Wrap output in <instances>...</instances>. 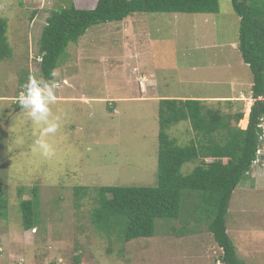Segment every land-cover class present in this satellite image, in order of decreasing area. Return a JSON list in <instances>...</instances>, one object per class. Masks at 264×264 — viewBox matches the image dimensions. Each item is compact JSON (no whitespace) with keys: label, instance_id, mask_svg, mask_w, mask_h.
Instances as JSON below:
<instances>
[{"label":"rangeland","instance_id":"rangeland-1","mask_svg":"<svg viewBox=\"0 0 264 264\" xmlns=\"http://www.w3.org/2000/svg\"><path fill=\"white\" fill-rule=\"evenodd\" d=\"M72 2L0 0L11 48L0 62V185L8 203L0 219V264H76L78 257L80 264H223L207 225L189 217L197 195L189 196L179 220L159 222L154 237L131 242L101 234L91 213L96 188L157 186L159 105L147 98L149 82L158 84L153 95L161 90L206 98L234 96L239 82L251 79L231 0H219L214 15L137 13L91 27L70 44L54 77L59 88L51 109L59 128L46 140L55 154L45 157L33 148L42 125L22 111L18 96L27 72L41 78L35 57L47 18ZM244 105L248 123L239 126L245 130L254 102ZM174 128L169 135L186 146L189 125ZM199 164L185 165L183 174ZM35 187L40 219L25 231L19 195L29 200ZM77 188L88 189L82 199ZM226 221L239 259L264 264V160L233 192ZM184 228L186 235L177 236Z\"/></svg>","mask_w":264,"mask_h":264},{"label":"trees","instance_id":"trees-1","mask_svg":"<svg viewBox=\"0 0 264 264\" xmlns=\"http://www.w3.org/2000/svg\"><path fill=\"white\" fill-rule=\"evenodd\" d=\"M231 2L240 18L238 48L253 76L252 96L264 99V0ZM137 13L214 15L220 13V4L219 0H98L94 8L85 9L73 1L69 6L52 11L47 18L38 57H35L42 61H38L39 68L34 72H39L46 81L53 80L52 72L58 69L70 44L77 43L91 27L123 22ZM7 30V21L0 18V62L11 55ZM25 75L26 84L32 76L29 72ZM212 105L199 100L160 101L157 186L96 188L91 224L97 231L122 242L152 238L159 222L179 220L189 196L197 195L200 202L193 205L194 212L189 217L207 225L223 252V264H245L228 234L226 219L233 192L250 179L257 160L261 134L258 121L264 114V100H258L252 107L245 130L239 126L244 120L241 102L219 101ZM182 122L189 125L192 133L186 146L169 135L170 130ZM197 162L200 164L191 173L183 174L185 165ZM87 190L77 188L76 195L82 199ZM31 195L29 200H22V193L19 195L25 231L36 229L40 219L37 187ZM7 209L0 185V219ZM186 230L175 232L183 236ZM80 260L76 258V264H80Z\"/></svg>","mask_w":264,"mask_h":264},{"label":"clouds","instance_id":"clouds-1","mask_svg":"<svg viewBox=\"0 0 264 264\" xmlns=\"http://www.w3.org/2000/svg\"><path fill=\"white\" fill-rule=\"evenodd\" d=\"M52 76H56L55 71L52 72ZM58 88L59 83L55 79L46 81L39 77H29L18 96V105L22 111L32 122L42 125L40 134L34 138L33 148L40 150L45 157L55 154L54 147L46 140V137L55 134L59 128V117L54 116L51 109V106L57 102ZM253 100L255 105L258 100L264 99L259 97Z\"/></svg>","mask_w":264,"mask_h":264},{"label":"crops","instance_id":"crops-1","mask_svg":"<svg viewBox=\"0 0 264 264\" xmlns=\"http://www.w3.org/2000/svg\"><path fill=\"white\" fill-rule=\"evenodd\" d=\"M76 1L77 4L79 5V7L85 8L83 6V3L86 0H73ZM124 22V21H123ZM246 67L249 68V66L246 64ZM250 70V69H249ZM251 72V71H250ZM251 79L248 81V79L246 81L241 80L239 82V93H235L234 96H211V97H206V98H200L197 96H193V95H180L181 93H179L178 95H175L174 92L169 94V92L166 94V92H162L161 90L159 92H156L154 95V87L157 86L158 84L156 83L155 85V81L152 80L151 82H149L150 84L145 87V92L146 95L149 94L150 96H147L148 99H153V101L156 99V101L154 102L155 104L159 105L160 101L163 99H182V100H199V101H203V102H207L208 104L210 103H215V102H225V101H239L241 102L243 105L247 104V102L251 101V106L254 102L253 98H252V86H253V76L251 73ZM153 84V85H152ZM156 96V97H154ZM146 98V99H147ZM245 106V105H244ZM250 106V107H251ZM244 121V120H243ZM30 264H33L32 262L29 261Z\"/></svg>","mask_w":264,"mask_h":264},{"label":"built area","instance_id":"built-area-1","mask_svg":"<svg viewBox=\"0 0 264 264\" xmlns=\"http://www.w3.org/2000/svg\"><path fill=\"white\" fill-rule=\"evenodd\" d=\"M38 61L41 62L42 59L39 58ZM258 122V127L261 130V134L259 136L260 147L257 151V160L254 162V166L264 160V114L259 118Z\"/></svg>","mask_w":264,"mask_h":264},{"label":"bare ground","instance_id":"bare-ground-1","mask_svg":"<svg viewBox=\"0 0 264 264\" xmlns=\"http://www.w3.org/2000/svg\"><path fill=\"white\" fill-rule=\"evenodd\" d=\"M246 115H247V114H246ZM247 123H248V119H247V117H245V119H244V121H243V124L246 126Z\"/></svg>","mask_w":264,"mask_h":264}]
</instances>
